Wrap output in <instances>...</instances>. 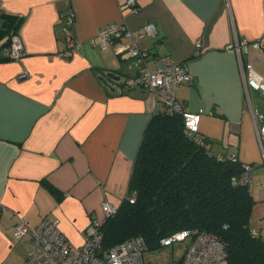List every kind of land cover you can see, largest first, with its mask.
<instances>
[{
	"label": "crops",
	"instance_id": "0c3cea01",
	"mask_svg": "<svg viewBox=\"0 0 264 264\" xmlns=\"http://www.w3.org/2000/svg\"><path fill=\"white\" fill-rule=\"evenodd\" d=\"M124 1L0 0V204L6 208L0 211V264H22L32 248L30 235H12L19 220L31 226L55 220L69 240L81 243L91 220L104 217L102 203L117 207L127 194L136 150L158 102L143 86L110 90L137 71L131 58L115 51L118 41L104 49L89 43L115 22L135 31L155 23V37L137 40L151 48V70L155 57L165 54L187 66L193 80L176 88V101L183 110H205L199 134L211 148L251 164L252 214L259 213L250 227L264 237L261 122L250 110L258 106L250 103L234 47L246 40L243 61L264 69V53L250 43L264 46V0H137L135 12L122 8ZM69 11L74 22L67 26ZM14 30L24 54L9 60L2 50ZM74 43L80 45L74 49ZM109 71L119 79L107 77ZM182 243L177 254L168 245L146 250L144 264L179 263Z\"/></svg>",
	"mask_w": 264,
	"mask_h": 264
},
{
	"label": "trees",
	"instance_id": "16d2710c",
	"mask_svg": "<svg viewBox=\"0 0 264 264\" xmlns=\"http://www.w3.org/2000/svg\"><path fill=\"white\" fill-rule=\"evenodd\" d=\"M67 36L73 37L70 28ZM210 141L188 136L182 114L169 107L152 113L136 150L127 194L99 224L100 256L137 235L144 237L146 250H159L161 239L188 230L191 236L202 231L223 242L225 264H264V237L250 227L255 200L249 185L238 181L248 163L236 154L216 152Z\"/></svg>",
	"mask_w": 264,
	"mask_h": 264
},
{
	"label": "built area",
	"instance_id": "2783aa9c",
	"mask_svg": "<svg viewBox=\"0 0 264 264\" xmlns=\"http://www.w3.org/2000/svg\"><path fill=\"white\" fill-rule=\"evenodd\" d=\"M124 9L137 11V0H125L121 5ZM66 25L74 22V14L69 11L65 17ZM67 27H65L66 29ZM97 35L89 40L101 49L106 48L112 41H118L116 52L122 59H132L137 66V71L130 77H124L122 84L114 85L116 92H121L122 87H145L156 95L158 107H169L170 109L182 114L185 133L190 137L200 140L199 122L204 115L205 110L187 111L181 108L180 103L176 101V91L180 84H191L193 76L187 66L181 62H176L170 55H159L155 57L154 70H151L149 58L151 48L148 46H139L137 40L141 37H155L158 30L155 23L147 22L140 29L132 30L124 23L115 22L103 25L97 31ZM125 39V41L123 40ZM253 48L258 52L264 53V46L260 40L250 42ZM80 44L74 43V49ZM20 35L17 32L9 34L7 46L3 47V56L9 60H17L24 54V47ZM197 43L195 52H198ZM249 43L246 40L235 44V49L239 54L241 73L243 74L244 86L246 89L254 88L264 93V76L258 73L253 63L244 62L243 54L247 53ZM72 49L65 54L70 55ZM256 58V57H255ZM256 115L261 124L257 126L256 133L259 140H264V111L259 109H250ZM212 114V112H209ZM244 172L238 181L242 184H248L251 188V166L246 164ZM234 181L236 179L234 178ZM133 202V197H129ZM6 208L0 204V211ZM116 210V206L108 202H103L101 211L104 215H111ZM91 228L85 240L81 243H73L68 239L64 231L59 228L55 220L42 219L36 225H29L27 221L19 220L12 229L14 239H20L25 235L31 236L32 248L27 253L28 256L23 264H144L143 253L146 250L144 237L125 239L116 245H113L103 255H99L101 242V232L98 231L101 219L91 220ZM191 236L188 230L173 233L172 236L161 239L163 245H169L179 241L187 240L186 250L182 256L180 264H221L225 256V246L215 235L206 232L197 231Z\"/></svg>",
	"mask_w": 264,
	"mask_h": 264
},
{
	"label": "rangeland",
	"instance_id": "374dc122",
	"mask_svg": "<svg viewBox=\"0 0 264 264\" xmlns=\"http://www.w3.org/2000/svg\"><path fill=\"white\" fill-rule=\"evenodd\" d=\"M256 71L260 74H264V69L255 68ZM249 96L251 98L250 103H252V106H258V109L261 111H264V93H262V91L260 90H256L254 88H250L249 89ZM262 146H264V140H262ZM255 182V179L253 177V183ZM256 187V183L253 184V188ZM259 210L257 209L255 211V213L252 214L250 220H251V225H253L254 227L257 226V222L258 219L256 220L257 214ZM183 243L182 242H173L171 245L165 246V249L171 250V249H175V254H177L180 250H181V245ZM21 253H23V250L21 251ZM23 264V263H22ZM221 264H225V262L221 263Z\"/></svg>",
	"mask_w": 264,
	"mask_h": 264
},
{
	"label": "water",
	"instance_id": "95a60500",
	"mask_svg": "<svg viewBox=\"0 0 264 264\" xmlns=\"http://www.w3.org/2000/svg\"><path fill=\"white\" fill-rule=\"evenodd\" d=\"M106 76L111 78V79H115V80L119 79V75H115V73L112 71L107 72ZM99 78H100V80L104 81L105 84H107V85L109 84L108 82H106V80L103 77H99ZM109 88H110V90H113L112 86H109Z\"/></svg>",
	"mask_w": 264,
	"mask_h": 264
}]
</instances>
